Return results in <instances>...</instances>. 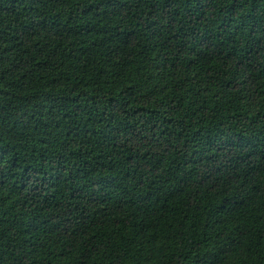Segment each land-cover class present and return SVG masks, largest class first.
<instances>
[{
    "label": "trees",
    "instance_id": "16d2710c",
    "mask_svg": "<svg viewBox=\"0 0 264 264\" xmlns=\"http://www.w3.org/2000/svg\"><path fill=\"white\" fill-rule=\"evenodd\" d=\"M0 264H264V0H0Z\"/></svg>",
    "mask_w": 264,
    "mask_h": 264
}]
</instances>
